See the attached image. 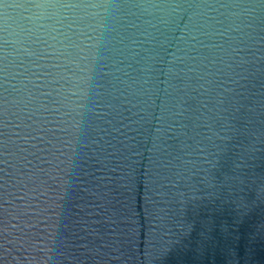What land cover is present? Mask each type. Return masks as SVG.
<instances>
[{
  "label": "water",
  "instance_id": "obj_1",
  "mask_svg": "<svg viewBox=\"0 0 264 264\" xmlns=\"http://www.w3.org/2000/svg\"><path fill=\"white\" fill-rule=\"evenodd\" d=\"M0 264H264V0H0Z\"/></svg>",
  "mask_w": 264,
  "mask_h": 264
}]
</instances>
